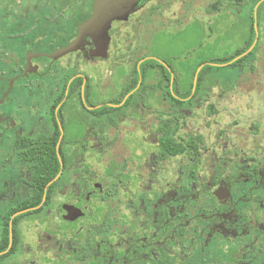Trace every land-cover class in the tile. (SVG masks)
I'll use <instances>...</instances> for the list:
<instances>
[{
    "label": "flooded vegetation",
    "instance_id": "flooded-vegetation-1",
    "mask_svg": "<svg viewBox=\"0 0 264 264\" xmlns=\"http://www.w3.org/2000/svg\"><path fill=\"white\" fill-rule=\"evenodd\" d=\"M97 1L0 0V264H264V150L231 133L259 125L198 91L254 43L178 66L141 43L167 13L225 37L264 0H139L103 56Z\"/></svg>",
    "mask_w": 264,
    "mask_h": 264
},
{
    "label": "rangeland",
    "instance_id": "rangeland-1",
    "mask_svg": "<svg viewBox=\"0 0 264 264\" xmlns=\"http://www.w3.org/2000/svg\"><path fill=\"white\" fill-rule=\"evenodd\" d=\"M261 10L264 11V5L261 6ZM171 20H173L172 13L154 18L150 28L152 32L144 33L141 43H145V34L149 38L153 33V55L175 66L185 64L186 61L203 63L220 57L233 56L237 50L243 48L245 41L252 35L251 19L245 21L247 27L243 30L233 28L225 37L216 35V39L208 29L205 30V24L208 22H204L207 20L201 19L200 25L194 23V19ZM223 39L227 42L219 46V41ZM253 47L256 51L253 61L247 68L231 69L227 65L217 70L213 67L209 76H213L211 83H215L207 84L205 89L217 95L229 94L234 98L247 101L250 111H245L244 118L238 119H241L243 125L249 124L248 126H252L251 123L256 120L255 124L259 125L260 132L253 128L252 133L244 129H232L231 133L233 136L242 135L243 138L239 140L244 142L249 140L250 146H258L256 143L261 142L259 145L264 150V14L256 17V37ZM207 67L200 66L198 73H204ZM106 70L105 68L104 71ZM220 120L223 121L222 116L218 117L219 122ZM234 123L233 120L232 125Z\"/></svg>",
    "mask_w": 264,
    "mask_h": 264
},
{
    "label": "water",
    "instance_id": "water-1",
    "mask_svg": "<svg viewBox=\"0 0 264 264\" xmlns=\"http://www.w3.org/2000/svg\"><path fill=\"white\" fill-rule=\"evenodd\" d=\"M139 0H99L93 16L89 21L80 26L81 33H89L94 39L97 50L93 53L96 56H103L107 51L109 42V30L115 20L127 21L140 7ZM79 42H75L61 53L75 51ZM200 70H198L199 72Z\"/></svg>",
    "mask_w": 264,
    "mask_h": 264
},
{
    "label": "trees",
    "instance_id": "trees-1",
    "mask_svg": "<svg viewBox=\"0 0 264 264\" xmlns=\"http://www.w3.org/2000/svg\"><path fill=\"white\" fill-rule=\"evenodd\" d=\"M251 37H250V39H249V43H248V48H250L252 45H253V43H254V40H255V37H256V19H254V18H251ZM255 51H256V48H254V50H253V52L252 53H250L249 55H248V57H244V58H242V59H240V60H238L237 62H234V63H232L230 66H229V68H231V69H242V68H238L237 66L238 65H240L241 63H243L244 61H246L247 59H250L252 56H254V53H255ZM242 54V52L240 51V52H238V53H236L234 56H232L230 59H229V61H234L237 57H239L240 55ZM167 62V61H166ZM169 64H171L170 62H168ZM154 65H157V63H155L154 62ZM163 69V68H162ZM215 69H217V70H219L220 69V67H216ZM213 69H212V67H207L206 68V71L204 72V73H201L199 76H200V79H199V85H198V91L199 92H205L206 91V82H205V78H207V77H209V73L212 71ZM168 72V71H167ZM194 74H195V71L193 72V75L192 76H194ZM171 76V74H170V72H168V77H170ZM248 106H249V104H248ZM250 107V106H249ZM248 107V108H249ZM250 111V110H249Z\"/></svg>",
    "mask_w": 264,
    "mask_h": 264
}]
</instances>
